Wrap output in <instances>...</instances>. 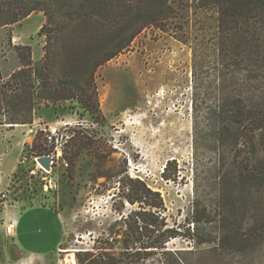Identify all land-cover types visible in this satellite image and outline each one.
Returning <instances> with one entry per match:
<instances>
[{
  "label": "rangeland",
  "instance_id": "obj_1",
  "mask_svg": "<svg viewBox=\"0 0 264 264\" xmlns=\"http://www.w3.org/2000/svg\"><path fill=\"white\" fill-rule=\"evenodd\" d=\"M39 12L17 24L16 32L27 34L42 26L46 17ZM8 33L0 27L3 91L21 66ZM33 38L34 59H40L45 36L37 32ZM204 71L207 97H213L215 82L206 67ZM96 84L103 113L97 119L78 102L66 101L36 105L32 123L12 124L13 112L0 104V264H91L103 251L119 256L125 232L121 218L141 209L125 197L129 178L160 193L165 228L177 235L166 243L173 254L164 258L155 253L146 262L130 258L127 264H158L160 258L162 264H264L263 252L217 247L218 156L212 142L201 131L195 133L194 119H201V112L195 113L193 106L190 47L149 27L128 50L98 69ZM39 130L47 134L44 146L53 149L50 169L38 161L46 154L37 155L33 147ZM75 133L85 135L86 145L72 164L65 155L71 156L74 146L68 138ZM35 204L56 209L65 227L59 247L36 257L5 233L13 205Z\"/></svg>",
  "mask_w": 264,
  "mask_h": 264
},
{
  "label": "trees",
  "instance_id": "obj_2",
  "mask_svg": "<svg viewBox=\"0 0 264 264\" xmlns=\"http://www.w3.org/2000/svg\"><path fill=\"white\" fill-rule=\"evenodd\" d=\"M37 11L46 17L38 31L45 36L44 55L34 59L32 45L14 46L21 66L0 90V104L13 112L8 122L32 123L36 105L66 101L102 117L98 69L149 27L171 34L192 50L193 106L201 112V119H194L195 133L201 131L218 156L217 247L264 253V0H0V27ZM205 67L215 82L213 97H207ZM45 135L37 132V155L53 151L44 146ZM85 140L77 133L68 138L74 146L71 156L65 155L70 163ZM124 188L125 197L141 209L121 218L125 232L119 256L103 251L91 264L173 254L166 243L177 231L165 228L160 193L134 178Z\"/></svg>",
  "mask_w": 264,
  "mask_h": 264
},
{
  "label": "crops",
  "instance_id": "obj_3",
  "mask_svg": "<svg viewBox=\"0 0 264 264\" xmlns=\"http://www.w3.org/2000/svg\"><path fill=\"white\" fill-rule=\"evenodd\" d=\"M41 13L42 11L38 14ZM34 15L35 13H32L21 22L5 28L10 33L13 46L20 43L32 45L34 58H36L33 37L39 31L41 25L27 34L16 32L17 24H21ZM11 221L16 224L15 234L12 237L16 239L21 250L29 256H43L54 252L65 235V227L60 213L48 205L35 204L26 208L13 205L9 210L7 223Z\"/></svg>",
  "mask_w": 264,
  "mask_h": 264
},
{
  "label": "built area",
  "instance_id": "obj_4",
  "mask_svg": "<svg viewBox=\"0 0 264 264\" xmlns=\"http://www.w3.org/2000/svg\"><path fill=\"white\" fill-rule=\"evenodd\" d=\"M51 140H53L54 138V135L52 134H49L48 136ZM15 227H16V224L14 221H11L10 223H7L6 226H5V233L7 235H10V236H13L15 234Z\"/></svg>",
  "mask_w": 264,
  "mask_h": 264
},
{
  "label": "water",
  "instance_id": "obj_5",
  "mask_svg": "<svg viewBox=\"0 0 264 264\" xmlns=\"http://www.w3.org/2000/svg\"><path fill=\"white\" fill-rule=\"evenodd\" d=\"M38 160L47 169L51 168V165H52V156L51 155H42L38 158Z\"/></svg>",
  "mask_w": 264,
  "mask_h": 264
},
{
  "label": "bare ground",
  "instance_id": "obj_6",
  "mask_svg": "<svg viewBox=\"0 0 264 264\" xmlns=\"http://www.w3.org/2000/svg\"><path fill=\"white\" fill-rule=\"evenodd\" d=\"M39 161V160H38ZM40 165V164H39ZM71 261H72V263H74L75 262V260H74V258L73 259H71Z\"/></svg>",
  "mask_w": 264,
  "mask_h": 264
}]
</instances>
